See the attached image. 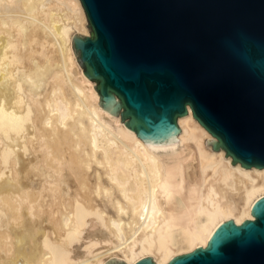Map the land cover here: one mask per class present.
<instances>
[{
	"label": "bare ground",
	"instance_id": "bare-ground-1",
	"mask_svg": "<svg viewBox=\"0 0 264 264\" xmlns=\"http://www.w3.org/2000/svg\"><path fill=\"white\" fill-rule=\"evenodd\" d=\"M80 0H0V264H155L254 221L264 168L231 165L193 118L145 143L99 106L72 49Z\"/></svg>",
	"mask_w": 264,
	"mask_h": 264
},
{
	"label": "water",
	"instance_id": "water-1",
	"mask_svg": "<svg viewBox=\"0 0 264 264\" xmlns=\"http://www.w3.org/2000/svg\"><path fill=\"white\" fill-rule=\"evenodd\" d=\"M88 36L72 37L99 106L147 144L193 118L231 165L264 168V0H80ZM254 221L222 222L206 248L167 264H264V196ZM105 264H126L112 258ZM135 264H155L145 257Z\"/></svg>",
	"mask_w": 264,
	"mask_h": 264
},
{
	"label": "rangeland",
	"instance_id": "rangeland-1",
	"mask_svg": "<svg viewBox=\"0 0 264 264\" xmlns=\"http://www.w3.org/2000/svg\"><path fill=\"white\" fill-rule=\"evenodd\" d=\"M78 35H80V34H78ZM76 58V57H75ZM77 61V60H76ZM78 63V62H77ZM79 65V64H78ZM82 69V68H81ZM83 70V69H82ZM93 83H94V85L96 86V82H94V81H92ZM120 112H122V109H120L119 111H118V115L116 116V117H119V119L121 120V115H120ZM127 120H123L122 122L124 123V122H126ZM211 146H212V144H211Z\"/></svg>",
	"mask_w": 264,
	"mask_h": 264
}]
</instances>
